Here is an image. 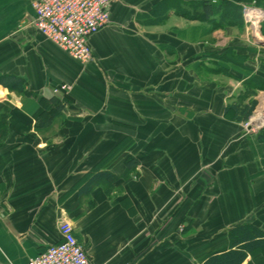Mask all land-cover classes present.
Returning a JSON list of instances; mask_svg holds the SVG:
<instances>
[{
  "label": "crops",
  "instance_id": "obj_1",
  "mask_svg": "<svg viewBox=\"0 0 264 264\" xmlns=\"http://www.w3.org/2000/svg\"><path fill=\"white\" fill-rule=\"evenodd\" d=\"M32 1L0 0V264L56 242L62 219L93 264H201L230 228L264 232V121L242 126L264 102V40L241 12L264 0H209L208 16L116 0L85 64L36 30Z\"/></svg>",
  "mask_w": 264,
  "mask_h": 264
},
{
  "label": "built area",
  "instance_id": "obj_2",
  "mask_svg": "<svg viewBox=\"0 0 264 264\" xmlns=\"http://www.w3.org/2000/svg\"><path fill=\"white\" fill-rule=\"evenodd\" d=\"M116 0H33V26L46 39L56 44L70 57L84 64L91 60L88 39L109 21V9ZM254 3L242 4V16L248 28L260 31L264 9ZM256 24V26H255ZM254 36L263 38L260 34ZM60 84L53 92L66 91ZM250 124V118L246 126ZM59 239L47 245L25 264H93L73 234L70 221L62 219L58 225Z\"/></svg>",
  "mask_w": 264,
  "mask_h": 264
},
{
  "label": "trees",
  "instance_id": "obj_3",
  "mask_svg": "<svg viewBox=\"0 0 264 264\" xmlns=\"http://www.w3.org/2000/svg\"><path fill=\"white\" fill-rule=\"evenodd\" d=\"M201 5L205 16L213 11L214 6L209 0H202ZM261 31L264 34V22L261 24ZM57 103L60 106V103ZM240 106L234 108L236 112L239 110V118L245 121L254 108V102ZM258 139L264 140V135H258ZM120 152L121 147L116 146L109 153L111 157H117L121 154ZM99 175V173L94 174L91 177L92 180L97 179ZM228 240L229 248L226 251L210 255L201 264H242L247 254L258 251L264 253V232L251 223H243L230 228Z\"/></svg>",
  "mask_w": 264,
  "mask_h": 264
},
{
  "label": "rangeland",
  "instance_id": "obj_4",
  "mask_svg": "<svg viewBox=\"0 0 264 264\" xmlns=\"http://www.w3.org/2000/svg\"><path fill=\"white\" fill-rule=\"evenodd\" d=\"M255 7H260V8H262L260 5H258V4H256V3H254L253 4ZM241 12H242V8H241ZM245 25V32H246V34H247V36L250 38V40H252V41H254V42H256V41H258V40H260L261 42H262V40H264V34L262 33V31H261V28H260V31H255V30H252V29H250V28H248V26H247V24H244ZM261 25V24H260ZM257 33V34H260L263 38H258V36L257 37H255L254 36V33ZM257 38V39H256ZM58 93H61V92H57V94ZM262 105H264V102L262 101L258 106H257V108L255 109V111L251 114L252 116L253 115H255V113H256V111H257V109L259 108V107H262L263 109H262V115L264 116V107L262 106ZM76 118H79L78 116H75ZM69 118V117H68ZM99 119V118H98ZM102 121H100V123H101ZM258 122V121H257ZM246 123H248V121H246V122H243L242 123V126L247 130V131H249V132H252V130H257L260 126V124L259 125H250V128H249V126H246Z\"/></svg>",
  "mask_w": 264,
  "mask_h": 264
},
{
  "label": "bare ground",
  "instance_id": "obj_5",
  "mask_svg": "<svg viewBox=\"0 0 264 264\" xmlns=\"http://www.w3.org/2000/svg\"><path fill=\"white\" fill-rule=\"evenodd\" d=\"M255 26H256V24H255ZM262 106L264 107V105H262ZM262 109H263L262 107H259L257 109L255 115H253V116L250 117V124L259 125V124H261L264 121L263 115H262L263 114L262 113ZM260 119H263V120L259 121ZM256 121H258V122H256Z\"/></svg>",
  "mask_w": 264,
  "mask_h": 264
},
{
  "label": "water",
  "instance_id": "obj_6",
  "mask_svg": "<svg viewBox=\"0 0 264 264\" xmlns=\"http://www.w3.org/2000/svg\"><path fill=\"white\" fill-rule=\"evenodd\" d=\"M257 43L261 42L260 40L256 41Z\"/></svg>",
  "mask_w": 264,
  "mask_h": 264
}]
</instances>
